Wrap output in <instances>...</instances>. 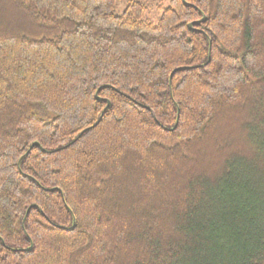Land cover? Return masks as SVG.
Returning a JSON list of instances; mask_svg holds the SVG:
<instances>
[{
  "label": "trees",
  "instance_id": "1",
  "mask_svg": "<svg viewBox=\"0 0 264 264\" xmlns=\"http://www.w3.org/2000/svg\"><path fill=\"white\" fill-rule=\"evenodd\" d=\"M0 264H264V0H0Z\"/></svg>",
  "mask_w": 264,
  "mask_h": 264
},
{
  "label": "rangeland",
  "instance_id": "2",
  "mask_svg": "<svg viewBox=\"0 0 264 264\" xmlns=\"http://www.w3.org/2000/svg\"><path fill=\"white\" fill-rule=\"evenodd\" d=\"M166 4L169 3L170 0H165ZM164 7H166L165 5H163ZM124 7H125V3L124 2H120L118 5V8L116 10V14L120 15L122 14V12L124 11ZM161 11H157V8L155 11L152 12V14L150 15V18L153 19L154 21H157V19L160 17Z\"/></svg>",
  "mask_w": 264,
  "mask_h": 264
}]
</instances>
